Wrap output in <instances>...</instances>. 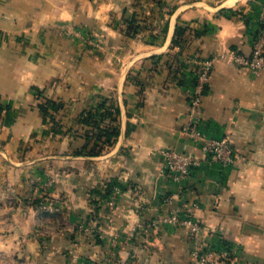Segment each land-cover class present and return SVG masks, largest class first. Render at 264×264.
I'll list each match as a JSON object with an SVG mask.
<instances>
[{
    "label": "crops",
    "instance_id": "0c3cea01",
    "mask_svg": "<svg viewBox=\"0 0 264 264\" xmlns=\"http://www.w3.org/2000/svg\"><path fill=\"white\" fill-rule=\"evenodd\" d=\"M227 1L0 0V256L195 264L194 250H227L234 264H264V72L218 57L202 96L198 127L228 138L234 165L210 162L182 131L203 60L248 54L264 14V0ZM131 18L142 20L133 36ZM159 149L199 164L172 182ZM108 183L119 188L110 223L97 205ZM166 197L199 222L197 236L147 228Z\"/></svg>",
    "mask_w": 264,
    "mask_h": 264
},
{
    "label": "built area",
    "instance_id": "2783aa9c",
    "mask_svg": "<svg viewBox=\"0 0 264 264\" xmlns=\"http://www.w3.org/2000/svg\"><path fill=\"white\" fill-rule=\"evenodd\" d=\"M218 57L228 59L237 67L246 68L253 76H258L263 73L264 14L258 17V29L251 37L248 54L230 50L225 54H218L203 60V68L195 73L194 91L188 99V119L183 126V133L200 144V149L205 153L210 162L219 165L221 168H227L234 165L239 158L228 138L226 136L208 138L198 127V112L202 104V96L207 86L213 64ZM158 154L162 158V174L172 182L184 180L199 164V160L196 157L190 154L180 153L174 149H159ZM118 194L119 188L117 185L113 184L108 195L102 201V206L106 213L104 218L108 223L113 219ZM163 202L167 205L165 213L159 219L147 225V228L160 223L173 227L185 228L193 237L200 233L201 225L192 214L186 213L182 208L170 209L169 207L172 202L171 197L164 198ZM192 206L195 208L196 204L193 203ZM114 244L115 242L113 241V248ZM191 259L195 264L235 263V259L227 250L218 252L214 250H194L191 253Z\"/></svg>",
    "mask_w": 264,
    "mask_h": 264
},
{
    "label": "trees",
    "instance_id": "16d2710c",
    "mask_svg": "<svg viewBox=\"0 0 264 264\" xmlns=\"http://www.w3.org/2000/svg\"><path fill=\"white\" fill-rule=\"evenodd\" d=\"M142 22V20H140V18L139 19H136V18H131V19H129L128 20V22H127V27H128V31L130 32V34L133 36V35H135L136 33H137V31H138V27H140V23ZM165 29L163 28V31H164ZM182 34V31H181V29L180 28H178V26L175 28V32H174V35H173V38H172V44H174V43H177V39H178V36H180ZM232 51H238V50H234V49H232ZM238 52H240V51H238ZM242 53V52H241ZM245 54V53H244ZM41 107H43V104L42 105H40ZM101 106H102V104H101ZM44 114H46L47 112H46V109L45 108H43V110H41ZM83 121H87V122H89V123H93L95 120H93V118H91L90 116L89 117H85L84 118V120ZM117 135V132H116V128H113L112 130H110L109 132H105L104 134H103V136L105 137V142H107L108 140H110L111 139V137L113 136V137H115ZM110 138V139H109ZM99 149V150H98ZM98 149H95V150H93V152H90V153H93V154H96V153H100L101 152V150H100V148H98ZM113 185V184H112ZM111 183H108L107 184V187L105 188V190H104V192L103 193H100L99 192V196H100V198L97 200V205H98V208H101V206L98 204V203H100L101 201H103L105 198H106V196L108 195V193H109V191H110V189H111ZM99 200H100V202H99Z\"/></svg>",
    "mask_w": 264,
    "mask_h": 264
},
{
    "label": "rangeland",
    "instance_id": "374dc122",
    "mask_svg": "<svg viewBox=\"0 0 264 264\" xmlns=\"http://www.w3.org/2000/svg\"><path fill=\"white\" fill-rule=\"evenodd\" d=\"M0 264H22V261L14 257L0 256Z\"/></svg>",
    "mask_w": 264,
    "mask_h": 264
},
{
    "label": "bare ground",
    "instance_id": "6f19581e",
    "mask_svg": "<svg viewBox=\"0 0 264 264\" xmlns=\"http://www.w3.org/2000/svg\"><path fill=\"white\" fill-rule=\"evenodd\" d=\"M235 1H236V0H228V1H227V4L230 5V4H232L233 2H235Z\"/></svg>",
    "mask_w": 264,
    "mask_h": 264
}]
</instances>
